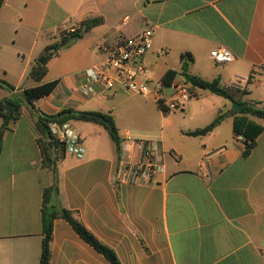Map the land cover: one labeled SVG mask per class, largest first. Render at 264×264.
Here are the masks:
<instances>
[{
	"label": "crops",
	"instance_id": "obj_1",
	"mask_svg": "<svg viewBox=\"0 0 264 264\" xmlns=\"http://www.w3.org/2000/svg\"><path fill=\"white\" fill-rule=\"evenodd\" d=\"M88 17L105 23L48 63L44 83L59 81L4 133L0 157V264H40L43 195L58 177L56 203L75 213L121 264H264V132L248 157L234 132L246 119L235 101L197 90L184 111L165 113L152 99L126 91L85 98L82 72L103 59V48L154 28L147 56L154 82L170 71L248 91L242 103L264 109V0H5L0 12V101L33 87V67L60 31ZM229 48L234 61L219 65L211 52ZM191 60H182L183 54ZM187 68V70H184ZM181 76L179 75L177 79ZM209 94L204 95L203 94ZM241 104V103H237ZM243 107V106H242ZM15 108V107H14ZM65 109L113 115L117 152L108 132L71 121L84 156L71 153L43 167L37 121ZM14 110V109H13ZM223 121L209 134L187 133ZM3 124L0 118V129ZM158 141L164 171L149 184H117L125 138ZM51 264H110L63 219L54 222Z\"/></svg>",
	"mask_w": 264,
	"mask_h": 264
},
{
	"label": "trees",
	"instance_id": "obj_2",
	"mask_svg": "<svg viewBox=\"0 0 264 264\" xmlns=\"http://www.w3.org/2000/svg\"><path fill=\"white\" fill-rule=\"evenodd\" d=\"M5 3V0H0V12ZM105 23L103 17H88L81 21L73 32L68 30L60 31L57 40L47 46L42 56L45 57L44 64L35 62L33 67V76L31 79L35 82L33 87L27 88L22 93V98L14 97L9 99H3L0 101V118L3 120V124L0 129V157L3 145L4 133L10 128L11 124L15 123L19 116L22 106H26L29 109L32 108L34 103L45 96L50 95L59 85V81H53L44 83L43 80L48 72V63L51 59L55 58L60 51L68 49L83 39L86 34L92 31L94 28L101 26ZM182 60H191V55L186 53L182 55ZM187 70V68H184ZM185 77V79L191 84L192 90L197 98L196 91L204 90L213 94L221 96L225 99L241 103L242 109L240 113L257 118L264 123V109H257L255 105L242 103L241 97L249 94L248 91L236 90L230 87L223 86L219 79L213 81L205 80L199 76L188 74L183 71L181 73L170 70L162 79V82L169 86L178 76ZM0 87L13 91L15 87L8 82L0 79ZM13 105L15 108L12 112H9V105ZM165 112V111H164ZM167 113V112H165ZM225 118V114L219 115L210 125L202 129H197L187 134L190 136H204L211 133ZM71 121H80L94 123L102 126L108 132L113 143L116 146L117 152H120L121 138L119 130L117 128L115 119L110 113L101 111H77L73 109H65L57 115H42L37 121V127L42 135L39 140V145L42 151V164L43 167L55 171V162L63 158L67 151L63 143L59 142L50 132L49 123H67ZM234 132L238 136H242L245 141V150L243 152L244 157H248L254 147L256 146L257 138L264 132V124H259L253 120L246 119V123L243 126L234 125ZM59 196V183L58 177L55 173V180L52 186L46 188L43 195V240L41 248L40 264H51V241L53 237L54 222L57 219H63L67 221L75 232L90 246H92L97 252L102 254L110 264H121L116 253L101 243L97 237L91 233L86 226L79 221L74 212L59 206L56 203V198Z\"/></svg>",
	"mask_w": 264,
	"mask_h": 264
},
{
	"label": "built area",
	"instance_id": "obj_3",
	"mask_svg": "<svg viewBox=\"0 0 264 264\" xmlns=\"http://www.w3.org/2000/svg\"><path fill=\"white\" fill-rule=\"evenodd\" d=\"M74 30L70 29L71 32ZM154 34V28H148L115 46L104 47L103 59L82 72L79 93L85 98H98L108 91H126L152 99L167 113L184 111L195 98L185 77L181 76L169 86L151 78L147 56L153 48ZM211 58L219 65L229 64L235 59L232 51L225 46L214 49ZM49 130L65 145L67 153L84 156L81 138L69 122H51ZM122 151L136 152L137 156L120 160L115 172L117 184H149L164 171V152L158 141L127 137Z\"/></svg>",
	"mask_w": 264,
	"mask_h": 264
},
{
	"label": "water",
	"instance_id": "obj_4",
	"mask_svg": "<svg viewBox=\"0 0 264 264\" xmlns=\"http://www.w3.org/2000/svg\"><path fill=\"white\" fill-rule=\"evenodd\" d=\"M44 62H45V57H42V58L39 59V61H38V63H40V64H44ZM32 75H33V73H31V76H32ZM13 109H14V106H13L12 104L9 105V112H12ZM233 109H234L235 111H240V110L242 109V105L237 104V103H234V104H233ZM55 166H56V164H55Z\"/></svg>",
	"mask_w": 264,
	"mask_h": 264
},
{
	"label": "rangeland",
	"instance_id": "obj_5",
	"mask_svg": "<svg viewBox=\"0 0 264 264\" xmlns=\"http://www.w3.org/2000/svg\"><path fill=\"white\" fill-rule=\"evenodd\" d=\"M42 57H44V56H41L40 58H38L37 61H39V59H41ZM204 95H209V94H205V93H204L203 96H204Z\"/></svg>",
	"mask_w": 264,
	"mask_h": 264
}]
</instances>
